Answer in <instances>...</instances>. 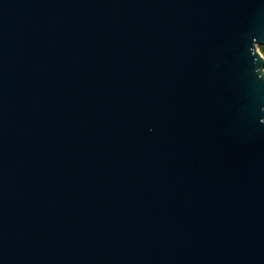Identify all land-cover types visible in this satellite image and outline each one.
I'll list each match as a JSON object with an SVG mask.
<instances>
[{"label": "water", "instance_id": "95a60500", "mask_svg": "<svg viewBox=\"0 0 264 264\" xmlns=\"http://www.w3.org/2000/svg\"><path fill=\"white\" fill-rule=\"evenodd\" d=\"M264 0H0V264H264Z\"/></svg>", "mask_w": 264, "mask_h": 264}, {"label": "rangeland", "instance_id": "374dc122", "mask_svg": "<svg viewBox=\"0 0 264 264\" xmlns=\"http://www.w3.org/2000/svg\"><path fill=\"white\" fill-rule=\"evenodd\" d=\"M258 50H259V52L263 55V57H264V46H262V45H259L258 46Z\"/></svg>", "mask_w": 264, "mask_h": 264}]
</instances>
